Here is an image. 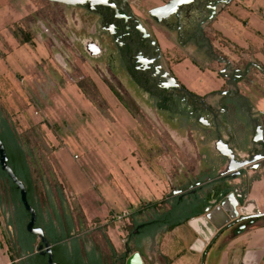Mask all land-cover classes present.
I'll return each mask as SVG.
<instances>
[{
  "label": "crops",
  "instance_id": "1",
  "mask_svg": "<svg viewBox=\"0 0 264 264\" xmlns=\"http://www.w3.org/2000/svg\"><path fill=\"white\" fill-rule=\"evenodd\" d=\"M134 1L133 14L140 18L147 30L155 37L163 53L165 67L171 71L180 85L198 96L209 95L205 100L206 106L214 107L216 111L222 105H227V109L223 111L227 119L221 135L228 139L226 141L228 146L236 152L249 153L257 147L255 134L258 130L264 148V0H233L221 6L213 20L203 27L210 41L200 34L196 35V31L192 33L190 39L183 40L180 30L173 29L174 19L171 27L152 21L148 11L163 5L168 0ZM10 2L12 0H8L6 4ZM12 3L17 5L15 14L6 13V16H0V26L4 30L11 20L22 18L31 11L30 5H25L23 0H14ZM71 11L77 24L75 33L78 36H87L89 21L85 17L84 10L78 8ZM95 29L94 33L89 32V37L99 39L101 35L96 30L100 31V29ZM37 34H33L31 41H34L35 45H43ZM31 41L19 44L9 30L7 37L4 31L0 34V75L12 72L25 73L24 65L29 64V61L21 58L23 53L21 51L25 49V45H30ZM213 50L222 53L232 66L240 68L248 63L255 65L252 70L250 68L252 72L249 71L248 76L233 84L231 88H227V91L232 89L234 91L233 96L228 91L231 97L229 94L225 97L219 95V91L225 86L224 78L218 74L223 64L210 57ZM89 61L95 63L94 60ZM95 75V77L90 76V79L106 103L105 111L96 108L84 94H81L74 82L72 85L75 88L74 92L82 96L83 103L76 102L77 104L73 106L76 111H68L69 109L65 108L63 112H59L56 111L55 106L49 115L57 124L68 118L72 127L71 132L77 133L80 137L77 143L93 153L90 157H95L97 164L111 163L109 168L112 170V176L109 178L119 181V186L112 190L106 183H103V186L101 184L98 192L102 200L100 203L105 202L108 206L132 211L135 214L134 223L142 218L136 213L137 210L144 213V220L146 214L150 217L147 220H155L157 215L155 208L151 205L142 208V204L157 203L156 206L161 208L164 204L167 211L172 205L174 209L178 197L173 195V188L179 187L185 179L190 181L205 179L207 181L202 185L199 199L206 196L211 200L214 199L216 205L220 199L217 198L218 193L225 192L223 195L225 196L228 192L234 191L241 203L252 200L257 211L264 214V159L255 170H242V175L235 179L231 177L223 179L219 174L223 169L225 157L214 149L218 137L214 127L200 126L190 121V126L185 128L179 125L178 115L175 119L165 115L163 122L171 124L172 128L161 121L157 122L160 128L171 131L175 140L188 142L186 147L190 153L187 157L189 162L185 158L183 165L180 161V165H176L175 168L172 165L174 162L170 158L171 155L166 152L167 144L162 138L147 136L145 132L149 127L137 119L141 114L154 115L155 105H152L142 94L133 93L120 84L114 76H110L120 85L121 89L115 87L121 95L125 94L137 106L138 114L133 115L107 86L106 81L111 83V80ZM54 85V87L58 86L57 80ZM106 115L113 116L114 121ZM77 122L78 127H81L79 131L75 125ZM256 126L257 130H254ZM112 128L113 130L128 128V131L133 130L138 136L112 138ZM141 130H145L144 134ZM90 131L93 132V136L88 135ZM104 133L106 137L102 136ZM66 137L65 135L61 137L62 143L74 144L73 140ZM157 144L165 152L157 153V149L154 148ZM138 161L143 163L142 166ZM95 170L103 173L106 171L105 167L98 166ZM107 194L111 199L106 196ZM108 200L112 205L106 202ZM196 212L203 211L193 209L192 212L169 219L157 233L153 243L141 250L143 257L151 264H264V216L244 220L221 230L216 237L204 245L201 252H197L190 249L197 235L187 224L188 220L197 217L192 216ZM173 223L177 225L169 228ZM13 262L6 251L0 248V264H13Z\"/></svg>",
  "mask_w": 264,
  "mask_h": 264
},
{
  "label": "rangeland",
  "instance_id": "2",
  "mask_svg": "<svg viewBox=\"0 0 264 264\" xmlns=\"http://www.w3.org/2000/svg\"><path fill=\"white\" fill-rule=\"evenodd\" d=\"M6 2L8 0H0V16H6V13L13 15L16 12L17 5L12 3L14 0L8 4ZM23 2L25 5H30L31 11L22 18L11 20L5 30L0 26V34L4 31L7 37L8 30L15 31L19 32L20 39H22L25 33L31 34L32 38L34 33H38L43 45H35L31 38L30 45H25V49H22L21 58L29 61V64L24 65V74L12 72L0 75V125L2 126L1 122L7 117V120L14 125L25 150H27L23 143L25 133L35 144L31 148L36 160L34 166L42 170L46 179L49 178L48 184L51 185L52 191L54 186H59L63 190L67 212L73 216L74 221H80L90 231L89 241L85 242L88 251H91L93 241H96L103 254L110 258L111 252L103 241V234H105L112 243L116 255H125L127 237L132 230L131 220L127 223L121 219L125 210L108 206L105 202L100 203L102 200L98 195L103 183H106L112 190L119 186V181L109 178L112 176V170L109 168L111 163L99 162L100 164H97L96 158L90 157L93 153L77 143L80 137L77 133L71 132L72 127H70L68 118L57 124L49 115L55 106L56 111L59 112H63L65 108L69 109L68 111H76L73 106L77 104V101L83 103V98L75 94V88L72 85L74 82L76 85V82L86 76L95 77L97 74L100 78L111 80L114 86L120 89L121 87L104 68L98 69L94 63L83 56V45H74L70 39L71 33L77 27L71 10L78 8L66 7V5L46 0H23ZM56 80L58 86L54 87ZM36 109L41 112L42 116L34 115L33 111ZM108 117L114 121L113 116ZM137 119L149 127L148 131L141 130V133L145 132L149 137L162 138L167 144L166 152L171 155L170 158L174 162L172 165L175 168L176 165H180V161L183 165L185 158L189 162L187 160L190 156L188 147H186L187 140H175L171 131L160 128L154 115L141 114L137 116ZM75 125L79 131L81 127H78V122ZM92 134V131L88 132L89 136H93ZM64 135L67 136L66 139L73 140L74 144L62 143L61 137ZM102 136L106 137V134ZM119 136L135 137L138 135L133 130L128 131V128L116 130L112 128L111 137L119 138ZM154 148L157 149V153L165 152L159 144ZM141 149L143 150V147ZM140 162L138 161V164L142 166L143 163ZM97 166L105 167L106 171L97 172L95 170ZM110 195L106 196L111 199ZM51 200L59 210L58 198L53 193ZM109 201L106 202L112 205ZM154 208L155 212L161 209L159 206H154ZM162 208H166L164 204ZM52 209L53 207L42 202L40 204L41 217L46 218V215L52 213ZM15 214L16 211L13 208L7 209L0 206V248L6 251L7 255L10 253L13 238L17 235L14 226H8V220L12 221ZM143 215L144 213L140 215L142 220H144ZM145 216L146 219L149 218V214ZM38 240V238L34 239V250H36ZM130 250H134L133 245ZM13 264H20V261L15 258Z\"/></svg>",
  "mask_w": 264,
  "mask_h": 264
},
{
  "label": "flooded vegetation",
  "instance_id": "3",
  "mask_svg": "<svg viewBox=\"0 0 264 264\" xmlns=\"http://www.w3.org/2000/svg\"><path fill=\"white\" fill-rule=\"evenodd\" d=\"M215 1L218 0H191L190 3L183 6V9L177 12V17L169 16L166 20L161 22L155 21L150 16L149 18L156 23L168 25L169 27H171L172 19H174V24L172 25L173 29L177 31L180 30L183 40L186 38L190 39L193 35L192 33L196 31V35L200 34L202 37L206 38L207 41H210V37L205 35L203 31V27L213 20L221 6H225L222 5V3L214 5ZM109 2H113L117 8L115 15H113L112 10L106 6ZM100 3L101 4L90 5L89 9L87 7L89 4L87 1L84 3L85 5L81 7L66 6L77 7L82 9V11L84 10L85 17L89 21V32L91 31V33H94L93 31L95 28L100 29V31L95 29L96 32L101 35L99 39L90 38L89 32L85 37L81 35L78 36L75 33L76 29L71 33L70 39L73 41V44L83 45L82 53L86 59L94 60V64L98 69L104 68L109 76H114L125 88L130 89L133 93L135 92L145 96L152 105H155L154 116H156L155 119L157 118V122L161 121L165 123L163 122L165 121L163 119L165 115L169 116L171 119H175L178 115L180 117L178 123L182 127L186 128L190 126V121L200 126L214 127V130L218 133V137L214 143V149L224 154L223 157H225L223 169L219 174L223 179H229L233 173L227 171V167L231 165L229 160L230 155H232L236 163L249 159L251 156L264 155V148L262 146L263 140L257 130V126L254 129L257 130L255 134V144L257 147H255L254 150L249 153H241L236 152L235 149L228 146L226 142L228 139L223 138V134L221 135L223 128H225V120L227 119L225 117L226 115H223V111L227 109V105H222V107L216 111L214 107L206 106L205 100L209 95L198 96L187 91L180 85L171 71L165 67L163 63V53L155 37L147 30L140 18L133 14L132 6L135 4L134 0H107L106 2L101 0ZM212 13L213 18L210 19ZM210 57L223 64L219 68L218 74L224 78L225 86L219 91V95L221 97H225L228 94L229 97L235 95L232 89L228 90L231 92L230 96V92L227 91V88H231L233 84L248 76L250 68L252 70L254 66H251L248 72L244 74L243 71L246 65L240 68L232 66L227 61V58L216 50L211 51ZM124 96L126 95L124 94ZM173 123H175V121ZM166 125L172 128L171 124L167 123ZM228 150L230 153H227ZM226 154H228V156H226ZM239 171L241 175L242 169ZM206 181L205 179H195L193 181L185 179L179 187L173 188V195L178 197L177 205L170 211L166 209L162 210L161 208L156 212L157 215L154 221L158 222L157 225L143 227V224L151 222V220H147L146 218L145 220H137L138 222L136 223L133 222L135 228L128 234L126 241L127 248L124 253L125 255L120 256V262L125 264L127 257L131 253L138 252L143 264H151L143 257L141 250L145 246H149L151 242L153 243L157 233L160 232L169 219H175L185 213L192 212L193 209L203 211L205 208L213 206L215 204L214 199L211 200L206 196L201 199L198 198L203 188L202 185H204ZM203 201H205V205H201L204 203ZM63 205L65 206V202H63ZM148 205L151 204L144 203L141 207L144 208ZM53 208L52 213L46 215V218L43 216L41 217L40 214L37 217L36 214L35 221V226L40 228L42 224L44 225L45 223H50L52 225V236L55 237L57 241L55 243H50L47 237H45L50 245L52 262L55 264H71V262H78L79 264L87 263V257L81 252L80 246L83 247L84 245L85 252L92 251H88L86 243L83 241V224L80 223V221H74L73 216L68 213L67 210H64L66 218L64 222L61 220L60 210H58L55 205ZM66 213H68L70 217L67 216ZM201 214L202 213L199 215ZM134 218L135 214L129 211L123 220L128 223L130 220L135 221ZM67 224L71 226V230L67 237H64L66 234L65 225ZM33 236L37 238L35 235ZM21 243L22 241L17 234L13 238L11 246ZM39 244L40 241L38 240L36 250H34L33 246V254H36V259H41V261L48 264L47 255L40 254L44 249H37ZM132 245L134 250H130ZM29 255L30 254L25 253L21 258L17 259L21 263V261L26 259ZM100 255L101 253L95 252L96 257ZM100 259H102L101 256Z\"/></svg>",
  "mask_w": 264,
  "mask_h": 264
},
{
  "label": "trees",
  "instance_id": "4",
  "mask_svg": "<svg viewBox=\"0 0 264 264\" xmlns=\"http://www.w3.org/2000/svg\"><path fill=\"white\" fill-rule=\"evenodd\" d=\"M19 33V32H18ZM15 31L12 32V36L17 40L19 44L27 43L31 40L32 35L29 33L24 34V38L20 39V35ZM225 45V42L222 41ZM106 81V80H105ZM107 86L109 89L114 93L116 98L119 102L131 113V114H138V108L135 103L127 96L121 95L116 87L111 84L109 81H106ZM77 87L80 91L85 95V97L99 110L105 111L106 103L102 99L101 95L99 94L95 84L90 79V77L86 76L84 79L79 80L76 82ZM2 126L0 125V140L3 143L6 151L7 156V163L9 167L14 172L15 176L23 183L26 189V198L28 203L31 207L36 211L37 217L40 214V204L44 202V204H48L53 207V203L51 202V194L53 193L58 198L59 203V210L61 214V220L65 222V213L66 210L63 202H65V197L63 194V190L59 186H54L53 191L51 185H49L48 181L49 178L44 177V173L42 170L40 171L37 169L34 164L36 160L34 159L32 147L33 142L30 137L25 133L23 135V143L27 147V150L23 147L20 142V138L14 125L7 120V117L1 122ZM35 146V144H34ZM225 192L218 193L217 198H221ZM201 205H205V201H203ZM52 203V204H51ZM149 204V203H148ZM157 203H152L151 206H156ZM0 206L5 207L7 209H14L16 214L14 215V219L12 221L8 220L9 226H14L16 229L17 234L19 235L22 243L10 246V253L9 259L14 261L15 258H21L25 253L30 254L23 259L20 264H46L45 262L41 261V259H36V254H33V245L35 237L29 233H27L24 229V223L28 220L29 215L25 212L23 206L19 200L18 190L16 186L11 182V180L7 177V175L0 170ZM158 207V206H157ZM54 209V208H53ZM172 209V205L169 206L168 211ZM137 214H142L141 210L136 211ZM200 212H196L192 216L199 215ZM67 216L70 217L68 213ZM157 221L151 220L149 223L143 224V227L152 225H157ZM177 223H173L171 227L173 228L176 226ZM133 220H131L130 228L134 229ZM42 230L49 240L50 243H55L57 239L52 236V225L50 223L42 224ZM71 230V226L69 224L65 225V236L67 237L69 231ZM90 231L87 230L83 225V241H89ZM103 241L107 248L110 250L111 255L110 258L105 256L103 252L100 250V246L93 241L91 251L94 252H85L84 245L83 247L80 246L81 252L87 257V263L85 264H122L120 261V255H116L114 247L108 237L103 234ZM95 252L101 253L100 256L96 257ZM118 259V262H117ZM103 261V262H102ZM71 264H79L78 262H71Z\"/></svg>",
  "mask_w": 264,
  "mask_h": 264
},
{
  "label": "water",
  "instance_id": "5",
  "mask_svg": "<svg viewBox=\"0 0 264 264\" xmlns=\"http://www.w3.org/2000/svg\"><path fill=\"white\" fill-rule=\"evenodd\" d=\"M51 3L63 4L66 6H83L87 1L89 4L87 5L88 9L90 5L101 4V0H46ZM106 2L107 0H102ZM232 0H218L214 2V5L217 3H222V5H226ZM191 0H169L164 5L155 7L148 11V15L153 18L157 22H161L166 20L169 16L177 17V12L183 9V6L190 3ZM105 5V4H104ZM107 8L111 9L113 15L116 14L117 8L115 7L113 2H109ZM213 18V13L210 16V19ZM251 66H255L253 63H248L243 73L246 74ZM259 70L261 68L258 67ZM227 152V151H226ZM227 153H230L228 150ZM228 156V154H226ZM264 159V155L261 156H251L249 159L240 161L236 163L232 157L229 156L230 164L227 167L228 172H233L231 174V178L235 179L240 175V169L242 170H255L257 167L261 165L262 160ZM233 163V164H232ZM0 170L3 171L7 177L11 180V182L16 186L19 194V200L24 210L28 213L29 218L25 225L26 231L35 235L40 244L37 249L42 250L41 255H47V263L55 264L52 262V253L50 249L49 242L44 236L43 230L40 227L35 226L36 221V211L31 207L26 198V189L23 183L15 176L12 169L9 167L7 163L6 151L3 143L0 140ZM202 215L191 218L187 221L189 227L194 231L197 235L196 240L192 243L190 249L201 252L204 245L209 243L214 237H216L221 230L235 224L242 222L244 220L254 219L261 216H264L263 213L257 211L255 204L252 200L239 201V196L236 195L234 191L228 192L225 196L220 198L214 207H207L203 210ZM125 264H143L142 259L138 252L131 253Z\"/></svg>",
  "mask_w": 264,
  "mask_h": 264
},
{
  "label": "built area",
  "instance_id": "6",
  "mask_svg": "<svg viewBox=\"0 0 264 264\" xmlns=\"http://www.w3.org/2000/svg\"><path fill=\"white\" fill-rule=\"evenodd\" d=\"M33 113H34V115L42 116V115H41V112H40L39 110H37V109L34 110ZM127 214H128V212H127V211H124V213H122V215H121L120 218H121V219H124V218L127 216Z\"/></svg>",
  "mask_w": 264,
  "mask_h": 264
}]
</instances>
